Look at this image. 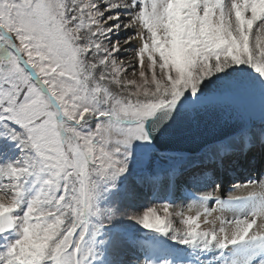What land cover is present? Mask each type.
I'll list each match as a JSON object with an SVG mask.
<instances>
[{
  "label": "snow or ice",
  "instance_id": "1",
  "mask_svg": "<svg viewBox=\"0 0 264 264\" xmlns=\"http://www.w3.org/2000/svg\"><path fill=\"white\" fill-rule=\"evenodd\" d=\"M257 156L264 0H0V264H264Z\"/></svg>",
  "mask_w": 264,
  "mask_h": 264
},
{
  "label": "bare ground",
  "instance_id": "2",
  "mask_svg": "<svg viewBox=\"0 0 264 264\" xmlns=\"http://www.w3.org/2000/svg\"><path fill=\"white\" fill-rule=\"evenodd\" d=\"M262 162V160L260 159V157L259 156H257L256 157V160H255V162H254V165H257V164H259V163H261ZM199 194V193H198ZM237 195H239V194H244L243 192H237L236 193ZM179 201V200H178ZM178 204H180L179 202H177Z\"/></svg>",
  "mask_w": 264,
  "mask_h": 264
},
{
  "label": "rangeland",
  "instance_id": "3",
  "mask_svg": "<svg viewBox=\"0 0 264 264\" xmlns=\"http://www.w3.org/2000/svg\"><path fill=\"white\" fill-rule=\"evenodd\" d=\"M260 168H262V169H264V163L262 164V165H260ZM257 190H259L258 188H257ZM198 194V193H197ZM177 202H179L180 203V201H177ZM187 203V201H185V204ZM177 205L179 206V204L177 203Z\"/></svg>",
  "mask_w": 264,
  "mask_h": 264
}]
</instances>
